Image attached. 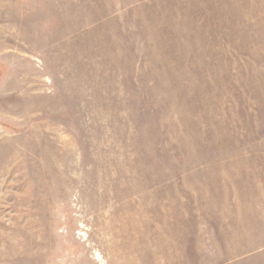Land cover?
Here are the masks:
<instances>
[{
  "label": "rangeland",
  "instance_id": "374dc122",
  "mask_svg": "<svg viewBox=\"0 0 264 264\" xmlns=\"http://www.w3.org/2000/svg\"><path fill=\"white\" fill-rule=\"evenodd\" d=\"M0 264H264V0H0Z\"/></svg>",
  "mask_w": 264,
  "mask_h": 264
}]
</instances>
